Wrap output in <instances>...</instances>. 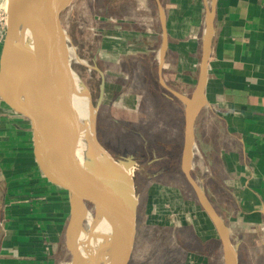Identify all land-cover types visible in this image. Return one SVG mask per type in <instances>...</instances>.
<instances>
[{
  "label": "crops",
  "instance_id": "0c3cea01",
  "mask_svg": "<svg viewBox=\"0 0 264 264\" xmlns=\"http://www.w3.org/2000/svg\"><path fill=\"white\" fill-rule=\"evenodd\" d=\"M154 2L157 18L133 16L140 26L148 16L151 20L150 37L136 43L150 44L159 90L169 92L161 76L182 97L186 91L180 86L191 90L198 82L208 5L214 10L206 104L194 129L199 164L215 181L214 207L228 229L237 264H264V0ZM104 21L108 24L102 29L103 60L120 66L131 54L124 40L130 21L124 14L115 17L108 11ZM95 37L90 35L91 46H96ZM144 48L134 56L147 53ZM202 213L198 230L192 225L201 248L190 246L194 251L190 254L206 264H226L216 228ZM71 216L70 200L37 165L30 122L0 93V264H63ZM138 216L139 206L137 230Z\"/></svg>",
  "mask_w": 264,
  "mask_h": 264
},
{
  "label": "rangeland",
  "instance_id": "374dc122",
  "mask_svg": "<svg viewBox=\"0 0 264 264\" xmlns=\"http://www.w3.org/2000/svg\"><path fill=\"white\" fill-rule=\"evenodd\" d=\"M4 7L0 6V10L7 11ZM107 11L115 17L124 14L130 21L127 24L129 33L124 40L126 51L131 54L120 66H110L112 62L103 60L100 48L104 42L102 29L108 24L104 21ZM157 13L154 0H75L63 13L61 25L68 38L72 66L97 111L88 123L89 127L115 159L133 158L140 165L135 174L139 197L138 230L130 264H206L204 259L190 254L194 253L189 250L190 246L200 249L194 231L198 230L196 222L204 214L182 171L185 102L191 97L197 81L191 90L180 86L186 91L181 99L159 90L158 67L153 62L150 44L136 43L138 40L146 42L150 37L147 29H150L151 20L150 16L143 18L146 22H141L140 26L133 16L152 14L157 18ZM136 30L148 36L144 37L140 32L135 34ZM92 33L96 34V46L89 43ZM145 46L147 53L134 56L146 51ZM97 48L101 51H96ZM3 49L4 44L0 50V62ZM9 58H16L13 49ZM99 71L104 74L105 89L103 102L97 109L103 81ZM8 84L12 96L20 92L21 81L9 79ZM0 85L3 86L1 79ZM199 162L194 137L192 172L203 187L207 176ZM210 185L214 187V181ZM215 191L214 188L212 194L216 197ZM84 229L90 232L87 224ZM95 235L103 237L100 233ZM63 258V264H70L69 252Z\"/></svg>",
  "mask_w": 264,
  "mask_h": 264
},
{
  "label": "water",
  "instance_id": "95a60500",
  "mask_svg": "<svg viewBox=\"0 0 264 264\" xmlns=\"http://www.w3.org/2000/svg\"><path fill=\"white\" fill-rule=\"evenodd\" d=\"M11 11L0 62V93L4 100L31 126L33 153L45 178L72 204V216L66 235L70 264H80L78 245L84 224L90 225L91 215L99 216L107 225L112 257L106 264H130L136 240L139 197L135 184L138 163L133 158L115 159L100 144L94 131L93 140L85 135L78 115V102L87 91L74 70L68 38L62 30L61 17L75 0H10ZM15 39L16 47L9 45ZM214 37V10L207 7L206 31L197 85L185 102V131L182 151V171L206 212L223 245L226 264H237L225 222L215 209L204 188L192 175L194 161V129L196 119L206 104L205 88ZM16 58L22 50L31 57V72L24 75L20 92L10 97L5 79L9 52ZM21 62V61H20ZM97 109L104 99V74ZM161 75V72H160ZM162 86L170 90L160 76ZM88 93V92H87ZM90 157L104 158L118 173L119 181H110L101 190ZM79 219L72 233V225ZM97 264V263H93Z\"/></svg>",
  "mask_w": 264,
  "mask_h": 264
},
{
  "label": "bare ground",
  "instance_id": "6f19581e",
  "mask_svg": "<svg viewBox=\"0 0 264 264\" xmlns=\"http://www.w3.org/2000/svg\"><path fill=\"white\" fill-rule=\"evenodd\" d=\"M0 6H5L4 8H7V12L10 14V0H0ZM9 45L11 48L15 49L16 43L13 37L10 38ZM30 64L31 57L24 49L19 55V58H9L5 73L7 82L9 79L22 81L28 70L31 72ZM96 112V109L92 106L91 97L89 93L86 92L80 97L78 102V115L83 123L85 135L91 140H93L94 130L89 127L88 123L93 120ZM89 163L94 169L99 187L102 191L105 190L110 181L118 180V173L111 168V164L108 160L101 157H90ZM89 222L92 229H90V232H87L85 229L83 230L78 245V258L80 264H93L94 262L97 264H106L112 257V249L107 234V225L99 216L94 215H91ZM78 223L79 219L74 221L71 229L72 233L76 231ZM96 233H100L103 237L97 238L95 235Z\"/></svg>",
  "mask_w": 264,
  "mask_h": 264
},
{
  "label": "built area",
  "instance_id": "2783aa9c",
  "mask_svg": "<svg viewBox=\"0 0 264 264\" xmlns=\"http://www.w3.org/2000/svg\"><path fill=\"white\" fill-rule=\"evenodd\" d=\"M8 22H9V13L6 10L5 11L0 10V50L5 42V35L8 28Z\"/></svg>",
  "mask_w": 264,
  "mask_h": 264
},
{
  "label": "trees",
  "instance_id": "16d2710c",
  "mask_svg": "<svg viewBox=\"0 0 264 264\" xmlns=\"http://www.w3.org/2000/svg\"><path fill=\"white\" fill-rule=\"evenodd\" d=\"M157 84H158V87H159V89H160V86H159L158 81H157ZM163 91H164V90H163ZM192 175H193V177L195 178L193 172H192ZM206 176H207V175H206ZM195 180H196V178H195ZM211 181H214V180L209 179V178L207 177V178H206V182H205L204 184H202V185H203L204 190H205L206 194L208 195L210 201H211L212 204L215 206V198L213 197L212 191H213V189L215 188L216 185H215L214 187L211 186V185H210V184H211ZM214 183H215V181H214ZM216 209H217V208H216ZM217 210H218V209H217ZM218 213H219V210H218ZM200 248H201V246H200Z\"/></svg>",
  "mask_w": 264,
  "mask_h": 264
},
{
  "label": "flooded vegetation",
  "instance_id": "af4514ba",
  "mask_svg": "<svg viewBox=\"0 0 264 264\" xmlns=\"http://www.w3.org/2000/svg\"><path fill=\"white\" fill-rule=\"evenodd\" d=\"M138 163V162H137ZM138 165H139V163H138ZM140 167V165L138 166V168ZM138 171V170H137ZM137 171L135 172V174L137 173ZM135 184H136V178H135Z\"/></svg>",
  "mask_w": 264,
  "mask_h": 264
}]
</instances>
